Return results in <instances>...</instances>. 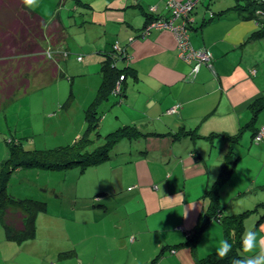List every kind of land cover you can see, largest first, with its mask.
<instances>
[{
    "label": "crops",
    "instance_id": "crops-1",
    "mask_svg": "<svg viewBox=\"0 0 264 264\" xmlns=\"http://www.w3.org/2000/svg\"><path fill=\"white\" fill-rule=\"evenodd\" d=\"M5 1H11L9 13L12 18L8 19L7 15L2 30L13 18L21 15L23 3L22 0ZM67 1L38 0L37 5L31 8L43 20L45 36L40 41L41 47L54 34L55 45L67 48L64 37L71 33L78 48H84L82 40L88 44L90 38L85 35L93 33L91 39L95 47L91 53L93 59H97L95 63L98 64L99 76L104 57L102 53L109 50L115 41L128 53L129 62L122 60L123 65L128 64L131 69L124 78V93H109L103 99L110 106L104 118L109 127L118 122L112 128L133 123L145 131L167 134L133 138L129 140L130 143L124 144L121 151L126 155L119 164L126 172L129 171L130 178L123 180L125 184L122 186L125 185L124 188L132 192V200H143L145 216H156L166 221L168 224H165L166 228L163 227L165 231L171 227L172 232H182L186 237L200 211L208 206V199L202 194L216 169L210 158L227 160L225 154L229 148L240 155L235 165L243 155L249 153L257 159L264 157V139L255 142L250 135L242 137L244 131L249 132L247 129H243L233 145L218 135L206 137L210 132L233 134L228 132L229 128L240 127L242 122L249 120L252 113L249 102L260 94L264 96V42L259 41L261 36L251 35L259 26L252 18L242 16L245 10L233 8L236 3L241 4L239 0L234 3L233 0H194L189 22L190 42L197 50H207L211 63L201 64L196 72H192L190 63L176 55L175 39L170 30L151 29L141 34L151 13L162 17L168 15L166 0H87L82 4L84 8L68 4ZM150 6L155 7L151 13ZM67 22L79 28L74 30L79 36L67 28ZM85 29H90V32ZM258 42L261 48L254 46ZM102 44L110 46L104 50ZM99 51L102 55L98 54ZM28 56L32 59L30 54ZM57 68V64L55 69L52 65L44 75L55 76ZM251 69L255 72H251ZM99 84L100 81L97 87ZM172 106L176 107V112H168ZM258 122V126L264 125V108L258 114ZM180 127L194 130L198 137L173 139L168 131ZM192 148L197 149L198 153L190 152ZM138 149L145 150L147 156L127 161L126 156ZM103 166H107L104 167L106 170L108 167L112 170L116 165L104 163ZM113 186L117 187L115 181L110 183L106 192L101 190L99 193L102 194L100 200L104 202L101 223L110 227L112 219L106 217V213L108 209L118 210L116 204L119 199L113 196L109 198L107 193L123 191V187L112 191ZM81 197L88 199L87 196ZM73 208L86 210L88 205ZM211 228L219 232L222 230L216 221H211L204 232ZM252 228L260 231V236L264 237V216L255 226L253 223ZM130 240L135 242V236L130 235ZM170 248L173 254L179 249ZM180 251L187 252V257L192 254L188 248Z\"/></svg>",
    "mask_w": 264,
    "mask_h": 264
},
{
    "label": "rangeland",
    "instance_id": "rangeland-1",
    "mask_svg": "<svg viewBox=\"0 0 264 264\" xmlns=\"http://www.w3.org/2000/svg\"><path fill=\"white\" fill-rule=\"evenodd\" d=\"M10 2L0 0V29L5 25L7 15L8 19L12 18L9 13ZM86 2L87 0L67 1L68 4L79 5V8H84L82 4ZM239 2L242 5L244 3L243 0ZM66 26L72 33L79 30L68 22ZM85 31L90 32V29ZM92 34L85 35L90 38L87 40L88 44L82 40L84 48H78L71 33L64 37L67 48L55 45L54 34L49 36V41H44L39 60L32 62L29 69L27 86L16 88L8 104L0 108V161L7 154L6 139L11 136L20 137L24 149H49L74 144L77 149L90 151L105 140L107 129L118 123L109 127L104 117L110 106L105 100L95 105L96 126L87 127L84 118L86 108L91 106L96 96L100 81L98 64L95 63L97 59H93L91 53L95 47ZM74 35L79 36L77 32ZM102 36L103 34L99 38ZM259 41L264 42V35ZM101 46L105 50L110 44ZM254 46L261 48L262 45L258 42ZM4 48L8 46L5 45ZM109 49H112V45ZM101 53L98 52L99 55ZM77 54L81 56L80 59ZM1 59H5L3 65L0 64L1 85H15L21 75L16 69L17 59L25 57L12 53ZM117 62L118 66L123 65L122 60L118 59ZM18 64H21L19 70L21 68L22 71L25 63L22 60ZM55 64L58 66L57 74L52 76L50 73L52 77L44 75L47 68L51 69ZM240 127H231L228 132L235 133ZM244 135L249 136V132L244 131L242 137ZM128 143L129 140L121 141L114 150L118 147L122 150L124 144ZM125 155L119 153L114 159L104 161L105 165H116L112 170L109 167L106 170L104 163H89L83 167L76 164L69 168L55 169L33 165L15 170L8 183V192L16 196L42 199L47 210L37 212L33 236L22 242L6 240L0 220V264H195V257H207L211 252L214 255L224 236L222 230L219 232L213 228L204 232L197 240L194 250L196 256L194 253L187 257V252L180 251L188 248L184 244L177 245V253L171 252L170 246L176 240H185L186 237L182 232H172L171 227L165 231L163 227L168 224L166 221L156 216H145L143 200L131 199L132 192H128L125 185L122 186L125 184L123 180L127 181L130 176L129 171L126 172L123 165L119 164ZM210 161L215 163L216 169L207 189L212 187L223 163L217 157L210 158ZM114 181L117 187L113 186L111 190L123 187V191H116L118 194L107 193V197L119 199L116 204L118 210L112 208L106 213V217L112 219L110 227L101 223L104 202L100 201L102 194L99 193L101 190L106 192ZM217 191L225 213H241L264 202V157L257 159L250 153L243 155ZM95 193L97 196L93 195ZM81 196L89 197L86 210L73 208L72 203L76 197ZM262 212L264 209L255 212V215ZM250 217L254 218V214L246 219ZM93 219L99 220L92 221ZM251 228L252 224H248L243 232ZM256 232L260 236L261 232ZM130 235L135 236V242H131ZM158 240L159 243H156ZM164 243L169 245L162 247Z\"/></svg>",
    "mask_w": 264,
    "mask_h": 264
},
{
    "label": "trees",
    "instance_id": "trees-1",
    "mask_svg": "<svg viewBox=\"0 0 264 264\" xmlns=\"http://www.w3.org/2000/svg\"><path fill=\"white\" fill-rule=\"evenodd\" d=\"M243 1V5L236 3L233 8L245 10L242 16L244 18H252L256 21L259 28L252 31L251 35H264V13L262 3L257 0ZM44 36L43 20L41 16L23 3L21 6V15L13 18L12 21L8 23L6 29H0V64L3 65L5 60L1 59L2 57L12 53L22 57L30 54L32 58L30 59L28 56L25 59H17L18 63H21L23 60L25 68L22 69V71L21 68L19 70L21 64L17 63L16 69L20 71L21 75L20 79L16 81L17 83L11 85L12 88L11 86L3 87L0 83V108H4V106L8 104L7 102L12 98L16 88L27 86L28 75L30 73L29 69L32 62L39 60L41 56L40 41ZM5 45L8 46V48H4ZM13 49L14 52L12 51ZM113 51L115 53V50L112 49L103 51L102 53L104 57L100 64V84L91 106L87 107L85 110L84 118L87 122V127L97 125L95 105L105 99L109 93H112L115 82L120 75H123V79L121 80L118 94L121 95L124 93V78L127 73L131 72V69L128 64L118 66L117 60L119 57L114 56V54H112ZM249 107L252 112L251 116L246 123L241 125L237 132L233 134L219 132L214 134L210 132L206 137L218 135L227 139L229 145H233V142H236L240 137L243 129H247L249 130V135L253 139L260 128V125H257L259 123L258 114L260 110L264 108V96L260 94L254 97L249 102ZM168 132L175 140L192 139L194 136L198 137L194 130L182 127L175 131ZM152 134L165 135L167 132L145 131L136 127L133 123H126L107 130L104 135L105 140L90 151L77 149L74 144L49 149H24L21 146L20 137L14 138L11 136L8 140L6 139L7 154L5 158L0 161V220L4 228L6 240L22 242L30 239L34 233V221L37 212L47 210L45 201L42 199L28 196H16L12 194V192H8V183L15 170L31 167L33 165H42L54 169L69 168L76 164H81V167L87 166L89 163H97V165H100L103 164L105 160L119 153L124 155L119 147L114 150L117 144H121V141L124 142L125 140L138 137L142 138ZM190 152H193V154L198 153L195 148H192ZM145 153V150L138 149L136 152L129 154L128 157L126 156V160L133 161L138 158L146 157L147 155ZM225 156L229 162L227 163V160L223 161L212 187L210 189L206 188L202 194L203 197L208 199L207 208L200 211L198 219L187 234L186 239L176 241L171 247L176 248L177 245L184 244L193 254L197 240L203 234L208 224L211 221H216L222 229L224 239L228 240L232 245V250L228 256L224 258H220L216 253L212 255L214 252L200 259L195 257V264H227L233 262L235 259L243 257L245 253L242 250L241 242L245 227L247 224L253 223L255 226L264 216V213L255 215V212L264 209V202H259L250 210L247 209L241 213H224V205H222L218 199V186L227 179L228 174L233 169L240 155L238 153L234 154L233 149L229 148ZM93 195L97 196L96 193ZM86 201H89V197L88 199L76 197L72 205L81 207L84 204L87 205ZM92 206L95 207V204ZM12 212H14V215ZM250 214H254V218L250 217V219L247 220L246 218ZM245 220H247V222H245ZM252 229L253 228L250 230ZM164 246L167 245H162V247ZM213 256H215V258Z\"/></svg>",
    "mask_w": 264,
    "mask_h": 264
},
{
    "label": "built area",
    "instance_id": "built-area-1",
    "mask_svg": "<svg viewBox=\"0 0 264 264\" xmlns=\"http://www.w3.org/2000/svg\"><path fill=\"white\" fill-rule=\"evenodd\" d=\"M262 3L263 13H264V0H257ZM195 5L194 0H166L165 6L168 10V15L165 17L154 16L151 12L155 10L154 6L149 7V12L151 17L145 23L141 29V34L148 33L151 29H167L173 33L175 39V49L176 55L183 59L184 61L190 63L191 71L196 72L201 64H210L211 55L207 50H197L190 42L189 38V25H190V12ZM153 15V16H152ZM112 52L114 56L121 57L125 62H129L130 56L126 51L115 41L112 44ZM118 52V53H117ZM117 53V55H116ZM78 59L81 58L80 55L77 56ZM251 72H255L251 69ZM123 75H120L116 80L113 87L112 93L118 94L121 80ZM168 112H176V107L172 106L168 109ZM264 139V125H261L258 132L254 135L253 140L259 142Z\"/></svg>",
    "mask_w": 264,
    "mask_h": 264
},
{
    "label": "clouds",
    "instance_id": "clouds-1",
    "mask_svg": "<svg viewBox=\"0 0 264 264\" xmlns=\"http://www.w3.org/2000/svg\"><path fill=\"white\" fill-rule=\"evenodd\" d=\"M28 8H34L38 0H22ZM242 250L245 255L235 259L233 264H264V237L254 230L246 231L242 237ZM232 250V245L226 239H221L216 248V254L220 258L227 257Z\"/></svg>",
    "mask_w": 264,
    "mask_h": 264
}]
</instances>
